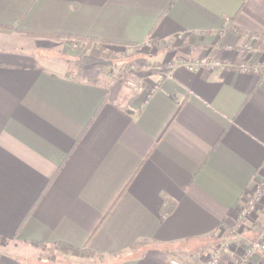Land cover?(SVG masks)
Listing matches in <instances>:
<instances>
[{
    "label": "crops",
    "instance_id": "obj_1",
    "mask_svg": "<svg viewBox=\"0 0 264 264\" xmlns=\"http://www.w3.org/2000/svg\"><path fill=\"white\" fill-rule=\"evenodd\" d=\"M58 35L136 56L70 74ZM257 188L244 242L264 241V0H0V264L202 263Z\"/></svg>",
    "mask_w": 264,
    "mask_h": 264
},
{
    "label": "rangeland",
    "instance_id": "obj_2",
    "mask_svg": "<svg viewBox=\"0 0 264 264\" xmlns=\"http://www.w3.org/2000/svg\"><path fill=\"white\" fill-rule=\"evenodd\" d=\"M66 47L65 48V54H63V48H52V53L55 54H60V59H66L69 61L68 63V72L70 74H76V73H82L83 72V66L88 68V66H95L96 70H98L99 72H103V71H107V69L109 68V70H112V72L114 73L116 71L121 74H123V72H125L127 66L125 67V63L126 62H131L133 61V59L135 58V56L131 55V59L129 60H122V58L125 57H120V53L111 51L109 50H102L101 47H97V50L99 51L100 56L98 58H95L96 54L98 53L97 51L95 52H91L90 50L93 49L94 45L91 46H87V45H73L72 43H66ZM139 49H141L140 51H148V54L151 55V44L147 43V45L143 48L139 47H135L133 50L134 53H140L141 55L143 53L139 52ZM122 51V50H121ZM127 49L124 50V53H126ZM105 55V56H104ZM113 55H116L117 58L121 59L122 62H119L118 60L115 62V59L113 57ZM146 55V54H144ZM126 56V55H125ZM147 56V55H146ZM144 57V56H143ZM85 60V61H84ZM62 61V60H61ZM113 62H115L113 64ZM84 63V65H83ZM120 64V67L115 69V67H117ZM124 67V70H123ZM123 70V71H122ZM139 81V80H138ZM132 82L131 84L134 86H139L140 83L139 82ZM259 197V196H258ZM254 198V197H253ZM253 203V207L251 209H249V201L243 205V207H240V211L238 212L237 216L235 217L234 221L231 223V225H223L221 227V229L218 230V238L219 240L216 242V244L214 245V247L212 248V250L209 252V254L207 253V258L206 260H204L202 263H198V264H204L205 262H207L209 259L212 258V256L217 255L218 257L221 258V255H225L227 257H236V256H242L243 259L245 260V256L242 254V251L245 250V247L249 244L255 243V242H262L264 243L263 240H260V238H258V240H251L250 241H243L241 234H243L245 232V228L247 227H252L253 223H254V214L256 213V200L252 201ZM247 208V209H246ZM244 209H246V211H244ZM244 211V212H243ZM243 214V215H242ZM263 226H264V222H263ZM225 233L226 236L225 237ZM225 237V238H224ZM47 251V254L49 256V258L54 257V250L52 249H45ZM206 249H202L200 251L195 252V255L200 257L201 255H203L205 253ZM261 260L260 264H264V256H258ZM220 258H219V262L218 264H220ZM250 259V258H249ZM246 260H248L246 258ZM245 260V261H246Z\"/></svg>",
    "mask_w": 264,
    "mask_h": 264
},
{
    "label": "built area",
    "instance_id": "obj_3",
    "mask_svg": "<svg viewBox=\"0 0 264 264\" xmlns=\"http://www.w3.org/2000/svg\"><path fill=\"white\" fill-rule=\"evenodd\" d=\"M202 66L208 67L209 69L213 68V64L211 65L210 63H208L206 58L199 59V61H197L195 63H191L190 61L186 62V67H188L190 70H196ZM255 191H256V195L254 196V199L256 200L259 196V189L257 188ZM252 203L253 202H249V206H248L249 209H251L253 207ZM246 209H244V211H246ZM242 254L245 256V260H246V258L249 259V258H254V257H258V256H264V243L255 242V243L249 244L245 247V250L242 251ZM219 258L220 257H218L217 255H214V256H212L211 259H209L204 264H218ZM262 258H264V257H262ZM173 264H179V263L173 262Z\"/></svg>",
    "mask_w": 264,
    "mask_h": 264
},
{
    "label": "trees",
    "instance_id": "obj_4",
    "mask_svg": "<svg viewBox=\"0 0 264 264\" xmlns=\"http://www.w3.org/2000/svg\"><path fill=\"white\" fill-rule=\"evenodd\" d=\"M56 37L57 38L58 37H61L63 39H66L68 41V43H72L73 45H79V46H82V45L91 46L94 43L93 40H88L87 38H84V37L83 38L73 37V36L68 37V36H63V35H58ZM128 47L130 48L129 45H128ZM131 47H133V46H131ZM135 47L136 46H134V48ZM246 53H245V55H246ZM169 211H170V209L167 210V212H169ZM0 241H1L2 244L5 243V240L4 239L3 240L0 239ZM60 246H62V245H60ZM68 247L69 246H67L66 248H68ZM77 254H78V256H84V257H92L93 256V254L91 252H89L88 250H85V248H82V249L78 250L77 251Z\"/></svg>",
    "mask_w": 264,
    "mask_h": 264
}]
</instances>
